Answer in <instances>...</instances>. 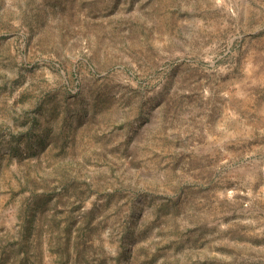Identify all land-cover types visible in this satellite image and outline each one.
<instances>
[{
	"label": "rangeland",
	"instance_id": "obj_1",
	"mask_svg": "<svg viewBox=\"0 0 264 264\" xmlns=\"http://www.w3.org/2000/svg\"><path fill=\"white\" fill-rule=\"evenodd\" d=\"M0 264H264V0H0Z\"/></svg>",
	"mask_w": 264,
	"mask_h": 264
}]
</instances>
